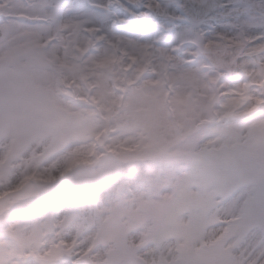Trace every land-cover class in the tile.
<instances>
[{
    "label": "snow or ice",
    "instance_id": "1",
    "mask_svg": "<svg viewBox=\"0 0 264 264\" xmlns=\"http://www.w3.org/2000/svg\"><path fill=\"white\" fill-rule=\"evenodd\" d=\"M0 264H264V0H0Z\"/></svg>",
    "mask_w": 264,
    "mask_h": 264
}]
</instances>
